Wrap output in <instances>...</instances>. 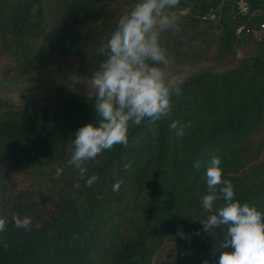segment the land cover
Returning <instances> with one entry per match:
<instances>
[{
    "label": "trees",
    "instance_id": "obj_1",
    "mask_svg": "<svg viewBox=\"0 0 264 264\" xmlns=\"http://www.w3.org/2000/svg\"><path fill=\"white\" fill-rule=\"evenodd\" d=\"M236 1L179 0L170 10L175 27L160 37L167 55L175 49L176 12L184 9L196 18L218 10L223 47L241 45L251 28L264 26V6L260 0H245L249 15L241 16ZM135 2L0 0L1 51L14 61V81L44 69L58 41L68 43L81 60L90 48L98 66L103 58L97 50L106 40H95L91 31L97 22L113 30ZM258 9L262 13L252 17ZM51 13L59 15V34H69L66 41H53L52 32L38 52L33 42L46 36ZM231 21L235 23L228 28ZM256 43L229 69L182 79V95L173 96L170 116L155 129L146 123L130 127L129 146L114 145L97 157L98 163L88 161L82 180L67 165L69 141L80 127L95 122L94 98L57 86L48 100L14 106L0 99V217L7 220L0 233V264H150L167 235L179 254L176 264H215V245L225 229L205 232L201 223L209 213L200 206V197L207 194L203 177L210 158H221L222 179L232 182L237 200L258 210L264 203V172L238 170L250 155L251 135L264 126V36ZM173 120L191 121L182 138L169 127ZM140 136L135 144L133 138ZM196 160L199 170L193 167ZM127 163L131 168L125 171ZM57 166L64 169L59 179ZM93 175L99 180L86 187ZM37 176L33 190L24 192L21 188ZM117 181L123 183L113 191ZM14 214L30 216V230L16 229Z\"/></svg>",
    "mask_w": 264,
    "mask_h": 264
},
{
    "label": "clouds",
    "instance_id": "obj_2",
    "mask_svg": "<svg viewBox=\"0 0 264 264\" xmlns=\"http://www.w3.org/2000/svg\"><path fill=\"white\" fill-rule=\"evenodd\" d=\"M178 4L179 0H136L98 48L103 59L88 80L94 95L95 122L80 127L69 141L67 165L78 171V180L85 179L88 161L98 163L97 157L114 145L129 146L130 127L146 123L155 129L170 116L173 96L182 95L183 81L169 77L170 57L160 43L161 34L175 27L170 10ZM169 127L182 138L191 121L180 124L173 120ZM142 139L133 138L135 144ZM221 163L218 155L210 158L203 177L207 194L200 197L201 208L209 213L200 222L204 231L225 229L215 245V264H264V212L235 198L232 182L222 179ZM193 167L199 170L201 162L194 161ZM130 168V163L124 165L125 171ZM63 171L57 166L55 178ZM98 180L95 175L88 177L85 186L91 187ZM122 183L117 181L113 191H119ZM74 187L79 189V183ZM11 219L16 229L30 230V216L14 214ZM6 225L7 220L0 217V233Z\"/></svg>",
    "mask_w": 264,
    "mask_h": 264
},
{
    "label": "rangeland",
    "instance_id": "obj_3",
    "mask_svg": "<svg viewBox=\"0 0 264 264\" xmlns=\"http://www.w3.org/2000/svg\"><path fill=\"white\" fill-rule=\"evenodd\" d=\"M14 1L17 0H8L9 3ZM125 7L127 4L124 5ZM176 18L178 19V28L175 49L169 56L168 73L170 78L184 79L203 71L218 73L229 69L234 66L239 57L250 53L251 49L256 46V42L264 36V28L255 27V33L250 30L251 32L245 35L246 42L242 38L241 45H234L232 49L227 50L222 45L221 39L224 38V33L218 21V10H210L202 18H196L184 9L176 12ZM57 20H59V15L55 16L52 13L48 15L46 36L38 42H33V47L38 52L46 40L52 37V32L55 34L53 41H66L64 38L69 33L59 34V21L56 22ZM234 23L231 21L227 27L232 28ZM239 29L240 27L237 26L235 33L238 34ZM111 31L110 25L103 27L97 22L95 29L91 32L95 33V40H107ZM59 36H62V39H59ZM59 42L48 55L44 69L25 79L14 81L13 78L17 76L13 75L11 70L14 61L11 60L10 55L1 51L0 38V99L8 101L14 106L33 100H48L52 96L53 88L57 86H62L68 92L83 98H94L88 80L91 78V72H94L98 66L91 61L93 53L90 48H86L84 51V56L87 59L81 60L71 53L72 48L68 43L62 45ZM249 145L251 146L250 155L240 164L238 170L251 168L264 172V126L251 135ZM38 176L28 181L21 189L24 192L33 190L31 187L40 178ZM260 211L264 212V203ZM175 248L172 237L165 236L152 254L150 264H176L175 261L179 254Z\"/></svg>",
    "mask_w": 264,
    "mask_h": 264
},
{
    "label": "built area",
    "instance_id": "obj_4",
    "mask_svg": "<svg viewBox=\"0 0 264 264\" xmlns=\"http://www.w3.org/2000/svg\"><path fill=\"white\" fill-rule=\"evenodd\" d=\"M260 2L262 4V6H264V0H260ZM236 8H237L238 14H240L241 16L249 15V6L245 0H237L236 1ZM254 28H251V31L253 33H255ZM257 28H264V26L262 24H260Z\"/></svg>",
    "mask_w": 264,
    "mask_h": 264
},
{
    "label": "water",
    "instance_id": "obj_5",
    "mask_svg": "<svg viewBox=\"0 0 264 264\" xmlns=\"http://www.w3.org/2000/svg\"><path fill=\"white\" fill-rule=\"evenodd\" d=\"M262 13V10L261 9H258V10H254L252 13H251V16L252 17H256L257 15L261 14Z\"/></svg>",
    "mask_w": 264,
    "mask_h": 264
}]
</instances>
